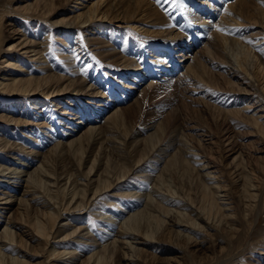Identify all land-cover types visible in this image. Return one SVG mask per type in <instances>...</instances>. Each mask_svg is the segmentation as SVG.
Returning <instances> with one entry per match:
<instances>
[{
  "label": "bare ground",
  "instance_id": "1",
  "mask_svg": "<svg viewBox=\"0 0 264 264\" xmlns=\"http://www.w3.org/2000/svg\"><path fill=\"white\" fill-rule=\"evenodd\" d=\"M68 1L70 0H25V4L18 5L15 9L9 8L8 12L18 10L20 14L36 17L39 19V22H41V19H45L51 12L56 11L58 7L62 8ZM74 1L76 5L78 4L76 6L77 9L74 10L71 8L69 16L53 24L65 27L66 29L75 27L86 28L90 27L92 24L97 25L98 23H96V21L105 20L108 16L107 9L109 7L103 5L104 0H89V2L88 0ZM124 1L125 2H119L122 4L121 7H124L126 3H128L135 9L131 12H125L126 9L124 7V17L121 16V11L115 12L113 15V19H115L114 22L132 18L130 21H125L129 24L126 27L131 26L132 24L130 23L132 22H139L145 25L156 26L157 29H155L154 32L158 34L165 32L162 27L164 24L166 25L168 19L161 13L160 9L155 7L154 2L150 0ZM215 1L217 5H224V8L219 9L217 5H210L209 0L208 2L204 1L205 4L209 5V10L211 12L209 11L206 13L205 9V12L199 15L196 12L194 14L192 13L193 10L190 9L191 5L188 7L190 19L202 25L199 36H202L203 39H199L200 41L197 40L196 43L199 42L203 44V46L197 51L199 53L196 52L192 55L189 50L187 53L185 52V54L178 55L182 58L181 61L185 63V67L183 66L185 70L177 78L173 79L174 77H168L167 74H165L166 76L160 77V83L151 80L149 84L143 85V87L142 84L144 83L142 82L146 77L140 75V80L135 77L130 78V81H128L134 83L133 86H124L129 87V90L131 89L130 92L127 91L129 97L134 96L136 91L139 92L134 99V101L139 102V105L136 107L120 106L118 102L112 101L108 97L107 99L110 103L105 102L98 104L100 100L102 101L104 94L102 91L96 89L97 86L95 84L92 83L88 86H84L86 80L78 76L77 72H75L73 78L51 72L49 67L50 59L47 57L49 48L47 42V39H49V32L47 33V31L45 32V37L41 41L24 38L22 42L20 40L15 44L12 43L9 45L7 48L8 51L17 50V48L22 45L17 52H21L20 54L29 57L31 61H35L39 66L38 68L45 74L42 76H27L28 74L25 73L28 72L26 65L20 64L17 60L18 57H15L13 60L12 58L3 59L2 63H6L4 67L13 68V70H11L13 72H10L11 74L0 77L3 78V80L0 81V90L2 89L4 93L29 97L41 93L45 95L47 99L57 98V101H60L58 98L72 100V96L75 98L73 99L75 101L79 99V95L85 94L93 101H81L96 105L98 108L94 109V107H91L92 109L87 112L88 114L79 113V111H77L79 109L75 106L77 112L73 110H69L70 112H63L66 106H73V104L63 100L62 103H65V107H57L62 109V111H59V115L57 114L58 117L56 116L58 123L54 121V119L50 121L55 125H59V128L54 130L52 127H47L46 123H49L48 121L52 118V114L50 111L47 113L46 110L45 118L42 117L44 119L43 121H38L39 119L36 118L38 119L34 123L36 129H33V131L32 129L28 130L26 126L22 129V137L23 134L28 138L33 137L31 140L23 139V141H21L22 138L18 136L17 138L15 136L16 139L14 138L15 140L11 141V138H13V135L16 133H13L10 128L18 124H27L29 121L24 116L29 113L27 111L21 112L14 110V114L21 115V117L16 118L10 112H4L2 111L3 109L0 111V131H3V133H0V150L8 151L11 154L10 159H6L7 162H5L8 163V165H2L3 162L1 161L5 159L0 157V178L7 180L0 179V186L2 185L1 182L4 181L3 183L6 185L5 189H9L0 190V217L4 218V220L0 219V227L4 226L0 229V264H58L60 261L64 262V260H68L67 264H77L78 249L71 246V243L68 241L75 237L78 238L77 240H79V242H83V238H85V236L87 237L90 229L81 225L74 226L73 228L72 218L68 217L65 221L61 219L64 215L86 212V210L91 209L90 207L92 205H96V207L92 209L98 211L100 205H97L94 200L98 197L104 198L107 192L116 188L118 185H121L119 188H123V190L117 189L112 193L113 196L134 197L137 200H135L136 204H133V207L136 206V208L134 207L135 209L132 211L133 208H130L131 206L128 207L132 212L130 211V213L123 215L124 210L127 211V206L121 207L123 208L121 210L118 206L120 203L112 202L113 200L109 199L108 201H110L111 205H117L115 206V208H118V210H116L117 214L122 215L120 216L121 219L115 224L118 226V229L108 223V228L112 231L109 239H107L108 235L106 237L107 240H102V242L97 238H92V241L83 243L86 247L93 248L90 249V252L87 251V253H89L83 257L82 262L79 264H117V260L113 262V255L116 254H119V259L125 261V264H148L150 259L147 256L150 253L147 252V247L161 250L154 246L152 242H161L164 236L186 240L187 243L193 246L194 251L201 252L205 250L204 253H208V248L205 247L204 243V237L207 234H204L205 236H197V234L201 231H205L206 228L213 229L215 225L227 231L231 239L234 240L232 243L239 242L241 238H244V243H240V245L243 247L245 246L243 249L248 247L247 243L249 242V237L252 235L253 230L252 227L251 229L248 227V231L242 229V225L244 224L242 222H246L248 219V212L252 211V206L260 205L259 198H261L264 193L262 189L263 182H261L263 181V172L260 171L259 175L253 173L254 170L256 172V168L252 167L253 162H246L244 160V152L243 149L240 148L241 146L237 147V145H233L231 148L227 149L229 152L227 156H229V158L232 157V161L229 165H225V168L221 169L217 159L212 155L206 159V165L202 164L204 161H202L201 158L197 160L199 155L192 150L194 147H189L191 143L189 142L188 136H192L191 132L194 133V131L196 133L195 135L203 139L210 135L204 132L205 130L202 129L203 126L200 128V124L199 127L196 124H191V121L188 122L189 119L186 120L185 113L182 115L185 123L182 119L181 126L176 124L174 129L171 126L172 131L169 129L171 135L167 143L163 144L165 145L163 148L160 145L165 139L162 131L164 124L162 125L163 122H157V118L149 117L148 122L144 123L141 127V131L137 136L138 138L134 137L130 142L128 132H124L122 128L123 115L133 120L134 115H139L140 106L142 102L147 101V98L151 100V98L155 99L158 95L166 96L163 93L169 87L178 91H175L176 93L174 92L175 95L178 93L183 94L181 92V85L184 84L187 86V95L190 97L187 98L191 101L200 100L201 105L203 106V104H205L203 107L206 108V110H210L212 112L211 114L217 113L219 115L220 113L232 112L243 120L248 121L251 119V122L259 128V131L264 132V128L262 127L264 125V51L262 49L261 51L259 48L261 46L264 47V13L253 7H258V4H261L264 0ZM84 2H88L90 5H84ZM213 8H217L218 11L222 10L220 12L221 18L218 22L214 20L215 9ZM140 9L143 10L140 11ZM204 14H208L209 19H202L201 15L203 16ZM2 16V13H0V46L2 45ZM242 18L245 21L261 19V22H258L260 30L257 31V33L251 34V37L259 36V38L256 39L257 45L251 42V47H246L239 39L230 38L227 35L228 26L241 24L240 20ZM205 26L209 29H205ZM164 28L167 27L164 26ZM218 28L220 29L219 31L217 30ZM239 29L240 28H238V30ZM170 30L171 32L169 34L173 37V41L178 39V41L173 42L172 45L178 46L181 50H188L193 46L194 43L190 45L183 44L192 42V40H185V42L180 41L182 36L179 35L181 33L173 31V28ZM232 30H234V28H232ZM17 34H20V32ZM22 35L23 34H21V36ZM88 39L96 40L97 42L94 43L96 45L100 44V48L107 47L110 51L105 55L115 57L116 60L122 58L118 57L119 54L117 51H115L108 42L104 41L105 39H96L95 37L93 38V36ZM223 43L227 45L232 43L242 47L246 53L245 58L241 61H237L235 57L230 58L226 56L220 58L217 54L223 53L227 48V46L223 47ZM99 47L95 46V48ZM77 49L78 47H75V51ZM105 49L104 51L107 50ZM169 54L171 55L170 52L167 53L168 56ZM159 60L162 59L159 58ZM246 60H248V64ZM187 61H189L188 64H186ZM133 62V59H127L125 61V63H128V66ZM205 63H207L208 66ZM76 65L77 63L75 66ZM129 68L133 70L132 66ZM168 68L170 69L169 66H167V68L165 67L166 70H169ZM172 70L176 69L172 67ZM77 71L79 72V69H77ZM4 80L7 81L5 82ZM213 81H216V83L213 84L216 89L227 92L226 94L232 99L231 102L235 103V100L237 101V103L233 105H238L242 103V101H245V105L238 109H223L211 103H207L204 97L199 99L200 97L195 98L193 97L194 95L191 96L189 94L190 92L194 94L197 92L200 94L202 90H204L203 87L206 89V86L213 83ZM188 87H191V89ZM183 92L186 93L185 90H183ZM244 95H248L249 98H244ZM202 99L205 101H202ZM248 99L249 102H251L250 106L248 105ZM51 104H53V102ZM53 105L59 106V104L55 103ZM110 105L112 106L110 107ZM94 110L95 112L92 113ZM250 110H255L251 116L245 115L243 112H248ZM199 111L203 112L202 109H199ZM38 112L43 113L44 110ZM61 112H63V114ZM65 113L69 115L65 116ZM68 117L77 119L74 121L73 118ZM182 117L177 114L174 118L179 121ZM62 118H67L69 122L62 124ZM39 126L49 128V132L43 137L37 132ZM26 131L35 134V136H31ZM51 132L53 133L50 134ZM207 139L208 138L205 140L207 141ZM199 140L201 142V139ZM225 140L227 144H223L224 146L233 143L230 142L231 139L229 136L226 137ZM92 141H95L96 144L97 142H101L99 144L100 146L96 145L99 148L96 147L100 152L101 158L99 161H91L89 158L84 164V160L82 161L80 159L82 162L80 163V169L82 170L83 167L88 168V171L84 168L87 171H84L85 174L79 175V172L75 174V172L80 171V169L77 170V168L74 173H54L56 169L53 170L51 167H55L56 163H54V160L56 157H62L67 153L68 155L69 153L77 154V151L87 148L84 146L85 144L91 147L89 143ZM208 142H210L209 146L210 144L212 145L210 138ZM261 142L264 144V140ZM29 148L30 151L27 158L22 157L19 159L20 157H13L16 153L20 154L27 152ZM154 153L156 155H153L155 158L152 159V162H156V164L150 163L147 165L148 167L139 169L143 167L148 161V158ZM210 154H212V152H210ZM77 155L79 157L81 154ZM74 156H72V158H74ZM91 156L93 157L94 155ZM104 156L108 157L105 161L102 159ZM173 167H181L188 171L202 170V172H199L197 175L199 177L197 179L202 181L203 184L202 189L200 188V192L203 195V198L200 196L202 200L199 199L197 202H194L184 195L186 193H184L182 197L177 198L181 199L180 201L178 200V202L171 199V194L175 193L174 191L176 190L173 191L170 189V186L167 184V175ZM132 175L141 178L140 180H144L143 182L150 184V186L141 184L138 185V187H128V185L131 186L135 184L132 178L131 180L129 179ZM225 176L230 178L227 185H233L234 188L236 187L237 189L236 192L238 193V198L243 210V216L247 215L245 220H243V216L241 215H239L241 216L240 219L238 216L235 217L236 201L234 204V201L231 200V194L226 187V181L228 179H226ZM20 182H25V189L23 188L24 190L22 194H20L21 196L18 197L16 193L12 194V192L18 190ZM224 182L225 184H222ZM169 195H171L170 198ZM176 195L178 196L177 193ZM24 197L28 198L24 199ZM173 197L175 198V196ZM31 202L33 204H31ZM15 205L18 206L21 219L28 215V221L24 227H28L30 231L22 230L16 221L11 220L13 219L12 212ZM128 205H132L131 202ZM95 213L98 216V212ZM107 213L108 211L100 212L101 215H104L102 217L103 219L105 218L104 220L109 218L110 223L112 222L114 224V222H116V216H114L116 213L114 215H106ZM100 214L99 216H101ZM145 217L155 218L161 225L163 224L164 227L161 229V234H157V232L151 233L143 229L142 225ZM16 228L20 230L19 234L13 230ZM87 228L89 229L88 231ZM158 232H160V230ZM106 233H108V231ZM23 237H27V240L25 239V241H23ZM54 238L55 240H53ZM30 241L37 242V251L32 253L26 252V249L29 250ZM51 242L53 244H60L63 242L62 247H64V250L57 251L54 247L49 249L47 246L52 245ZM67 247L72 248L66 250L68 249ZM82 248L84 249V246H82ZM80 252H83V250ZM144 255H147L146 257L149 260H147V258L144 259ZM208 259H210V255L206 254L203 260L205 262L208 261ZM232 259L233 257L227 259L226 262L229 263L233 261Z\"/></svg>",
  "mask_w": 264,
  "mask_h": 264
},
{
  "label": "rangeland",
  "instance_id": "2",
  "mask_svg": "<svg viewBox=\"0 0 264 264\" xmlns=\"http://www.w3.org/2000/svg\"><path fill=\"white\" fill-rule=\"evenodd\" d=\"M24 1L25 0H0V13H2L3 15L1 17L3 20L1 23L2 24V30H1L2 31L1 33L2 45L0 46V77L8 76L7 74H11L10 72H13L11 71L13 70V68L4 67L6 63L4 62L2 63L3 59L12 58L13 60L15 57H18V59L17 58L16 59L19 61L20 64L26 65V69L30 73L29 74L28 72H25L26 74H28L27 76L44 75L45 73H43L42 70L38 68L39 66L37 65L35 61L33 60L31 61L29 57L24 56L23 54H20L21 52L20 53L17 52L18 50H20V47L22 45L19 46L17 50L8 51L7 48L12 43L15 44L20 40L22 42L24 38L41 41L45 37V32L47 31V33L49 32V39H47L48 46H49L47 57H49L50 59L49 67L51 69V72H54V73H57L59 75H63L66 77H72V78L74 77L75 72H77L78 76H81V78L83 77L82 79L86 80V81L84 80L85 82L83 81L85 84L84 86H88L93 83L97 86L96 89L99 91H102V93L104 94L102 101L100 100L98 104L105 103V102L110 103L108 102V99H107L108 97L112 101L118 102L120 106H129V107H136L137 105H139V102L134 101V99L136 98L139 92L136 91V94L132 97L128 96L129 94L127 91L130 92L131 90V89L129 90L128 88L134 85V83L128 82L130 81V78H135V77L139 78L140 75H142V77H146L144 79L145 82L144 81L142 82L144 83L142 84V86L149 84V81L151 80H155L156 82L160 83L161 82L160 77L166 76L165 74H167L168 77H174L173 79H175L185 70V68H183L185 63L181 61L182 58L179 57L178 55L185 54V52L187 53L189 50H190V54L193 55L203 46V44H200L199 42L196 43L197 40L200 41L199 39H203L202 36L201 37L199 36V34L201 33L200 30H201L202 25L200 23L198 24V22H195L193 19L192 20L190 19L188 7H190L191 5L190 9L193 10L192 11L193 14L196 12L197 14L200 15L202 14V12H205V9H206V13L210 11L209 5L204 3V1L208 2V0H204V1L203 0H150L154 2L155 7L160 9L161 13L164 16H166L168 19V22L166 23V25L164 24V26L167 28H164V26L162 27V29H164L165 32H163L162 34H158L154 32V30L157 29L156 26L145 25L139 22H132L130 23L132 24L131 25L132 27L131 26L126 27L129 24L126 23L125 21H130L132 18H128L126 20L122 19L124 22L123 21L114 22L115 19H113V15L115 12L121 11V16L124 17L125 12H131L133 9H135L133 6L126 3V5L124 6L126 11L124 12V7H121L122 4L119 3V2H125L124 0H104L103 5H107L109 7L107 9L108 16L105 20L102 19V20L96 21V23L98 24L97 25L92 24L90 27H86V28L75 27L72 29H66L65 27H62V26H59L53 23H56L60 21L61 19L69 16L70 14L69 11H71V8H73L74 10L77 9L76 6L78 4L76 5L74 0L68 1L62 8L58 7L56 11L51 12L48 16L45 17V19H41V22H39V19L36 17H29L26 15L20 14V11L18 10H15L16 12L15 11L8 12L9 8L15 9L16 7H18V5L25 4L26 2ZM88 2H84L85 3L84 5H87V4L90 5V3ZM209 4L212 6L217 5L215 0H209ZM217 6L219 9L224 8V5H221V4ZM253 7L259 9L261 12L264 13V1H262L261 4H258V7L256 6H253ZM213 9H215V13H214L215 19L214 18L213 19L218 22V20H220L221 18L220 12L222 10L218 11L217 8H213ZM142 10L143 9H140V11ZM208 16H209L208 14L206 15L204 14L203 16L201 15L202 19L204 20L209 19ZM258 22H261V19H251L249 21H245L242 18L240 20L242 27H241V24L228 26L227 35L230 38L239 39V41H241L242 44L245 45L246 47H251L250 45L251 42H253L254 45H257L258 43L256 42V39L259 38V36L257 35L255 37H251V34L257 33V31L260 30ZM97 28L99 29V31ZM172 28H173V31L181 33L179 35V36H182L180 41L185 42V40H192V42L183 43V44L190 45L191 43H194L193 46L190 47V49L188 50H183V49L181 50V48H179L178 46L172 45L173 42L178 41V39L173 41V37L169 34L171 32L170 29ZM232 28H234V30H232ZM238 28L240 29L238 30ZM205 29L208 30L209 28L205 26ZM18 32H20V34H17ZM21 34L23 35L21 36ZM92 36L93 38L95 37L96 39L98 38L102 40L105 39L104 41L108 42V44H110V46L113 47L115 51H117V53L119 54L118 57H122V58H120V60H116L115 57H111L110 55H105L110 50L107 47L100 48L99 47L100 44L96 45L94 43V42H97L96 40L90 39L92 40L90 41L88 38H91ZM95 46L99 48H95ZM226 46L227 48L224 50L223 53L221 52L220 54H217L220 56V58H224L226 56L230 58L235 57L237 61H241L243 60V58H245L246 53L242 47L234 45L232 43L228 45L223 43V47H226ZM75 47H78L76 51H75ZM56 48H59V49H56ZM259 48L260 50L262 49L264 51L263 46ZM104 49L106 51H104ZM168 52H170L171 55L169 54L168 56L167 55ZM170 56H171V59H170ZM159 58H161L162 60H159ZM127 59H133L134 62L130 66H128L127 65L128 63H125ZM71 60L72 62L73 61L74 62L72 63ZM189 61H187L186 64H188ZM246 62L247 64L249 63L248 60H246ZM76 63L77 65L75 66ZM131 66L133 67V70L129 68ZM167 66L170 67V69L168 68L169 70L165 69V67L167 68ZM172 67L175 68L176 70H172ZM77 69H79V72L77 71ZM140 79L141 78H139L138 80ZM1 80H3V78H0V81ZM4 81L6 82L7 80H4ZM214 83H216V81H213V83L206 86V89L205 87H203L204 90H202L200 94L197 92H195V94L192 92L190 93L188 92V93L191 96L194 95L193 97L195 98L200 97L199 99H201V97H204L207 103H211L212 105L216 107L217 106L221 107L223 109H238V108H242L245 105V101H242V103L238 105H233V104H236L237 101L235 100V103L231 102L232 99L230 98L229 95L226 94L227 92H223V91L216 89L215 86H213ZM128 85L129 87H124ZM186 87L187 86L184 84L181 85V88H182L181 92L184 95L181 93H178L177 95H175V93L178 91L174 90L172 87H169L163 93L166 96L161 95L162 96L161 97L160 95H158L160 98L156 96L157 97V99L155 97L156 100L153 98L149 100V98H147V101L142 102L140 106L139 115L137 116L134 115L133 120H130L126 116L123 115L122 128L124 132L125 131L128 132L129 142L134 137L138 136V133L141 131L140 129L143 126V124L148 122L149 120L148 118L154 117L158 119L157 122L158 121L163 122L162 125L164 124L163 129L162 128L161 129L163 131L165 139L162 141L163 143L160 145L163 148L165 146L163 144L167 143V140L171 135L172 128L174 129V126L176 124L178 126L179 125L181 126V122L183 119L182 115L183 113H185L186 115L185 117L187 118L186 120L189 119L188 122L191 121L190 122L191 124H196L199 127L201 125L200 128H202L203 126L202 129L205 130L203 131L207 133V135H210L203 139L195 135L196 133L194 131V133L191 132L192 136L191 135L188 136L189 142L191 143L189 147L191 148L194 147L195 149L193 148L192 150L195 153H198L199 155L198 156L199 158L197 160H200L201 158V160L204 161V163L202 164L206 165L207 164L206 159H208V157L212 155L213 157L217 159L218 164L220 168L222 169V168H225V165L226 166L229 165L232 161V157L229 158V156H227L229 155V152L227 151V149L231 148L233 145H237V147L241 146L240 148H242L244 152V156H243L244 160L246 162L250 161L254 163V165L252 163V167L256 168V172L254 170L253 173H256L257 175H259L260 171L263 172L262 173L263 181L261 182H263L262 189L264 191V144L261 142L264 140V132L259 131V128L251 122V119H249L248 121L243 120L239 118L238 115L232 112L220 113L219 115L217 113L211 114L212 112L210 110H206V108L203 107L205 106V104H203V106L201 105L200 100L191 101L188 99L190 97H188L187 95ZM188 88L191 89V87H188ZM167 90H169L170 92ZM183 90H185L186 93L183 92ZM244 96H245L244 98H249L248 95H244ZM58 99H60V101H57V98L47 99L46 96L41 93L40 94L37 93L35 96H31V97L23 96V95L22 96L21 95H18V96L8 95L4 93V91H2L1 89L0 90V111L3 109L2 111L4 112L6 111L10 112L16 118L21 117V115L14 114L15 113V112L13 113L14 110L21 111V112L27 111L29 113L24 116L29 121L27 122V124H18L17 126L10 128V130L12 129L13 133H16L13 135V138H11V141L15 140L17 136L22 138L21 141H23V139L24 140L33 139V137L28 138L24 134L22 137L21 136L22 135L21 132H23L22 129H24L25 126L27 127L28 130L32 129L33 131V129H36L35 128L36 125H34V123L38 119H39L38 121H43L44 119L42 117L45 118V113L46 112L48 113V111H50V113L52 114V118L49 119L48 121L49 123H46L47 127H52L54 128V130L58 129L59 125L57 124L55 125L50 121L51 119H54V121L57 122L58 119L56 118V116L58 117L59 111H62V109H59L57 107H65V103H62L63 100L73 104V106H70V107L66 106L63 112L64 111L68 112L69 110L76 111L77 109H75V107H77L79 109L77 110L79 111V113L88 114L87 112L90 111V109H92L93 107L94 109L98 108L96 105L85 103V102L93 101V100H90V97H88V95H85V94L79 95V99H76L75 101L73 100L75 99L73 96H72V100L71 99L68 100L66 98H58ZM81 100L85 102H82ZM202 101H205V100L202 99ZM52 102L53 104L54 103L59 104V106L51 104ZM248 105L249 106L251 105V102H249V99H248ZM111 106L112 105H110V107ZM199 109H202L203 112L199 111ZM43 110H44L43 113L38 112V111H43ZM254 111L255 110L253 111L250 110L248 112L243 111V112L245 115L251 116L254 113ZM63 112L61 113L63 114ZM94 112L95 110L92 111V113ZM177 114H179L182 117L179 121L176 120V118H174L176 117ZM68 115L67 113H65V116H68ZM68 118H73V117H68ZM63 119L64 118H62V124L69 122L67 121V118L64 120ZM73 119L75 121L77 118H73ZM262 127L264 128V125ZM169 129H171V131ZM37 132L41 137H43L49 132V128H46L44 126H39L37 129ZM0 133H3V131H0ZM27 133H29L31 136H35V134L30 133L29 131ZM52 133L53 132H51L50 134ZM228 136L231 139L230 142H233V143L231 145L224 146L225 144H227L225 138ZM206 138H208L207 141L205 140ZM209 138L212 141V145L210 144V146H209L210 142H208ZM199 139H201V142ZM100 143L101 142H97L96 144L95 141L94 142L92 141L91 143H89L90 146L92 147L93 145L94 148L88 147L89 145L87 146L85 144L84 146L87 148L77 151V154L79 155L81 154L79 157L77 154H73V153H69V155L67 153L64 156L58 157V158L56 157V159L54 160V163H56V165L54 164L55 167L52 166L51 168L53 170L56 169V171H54V173L56 172V174H59L62 172L74 173L76 168L77 170L80 169L81 167L80 163H82L81 160L82 161L84 160L83 164L89 158L91 161L93 160L99 161L101 158V155L99 154L100 152L97 146H100L99 145ZM29 151H30V148L27 149V152L20 153L21 155L16 153V155H13V157H17V158L20 157L19 159H21L22 157L27 158L29 156ZM210 152H212V154H210ZM89 154L94 155V156L92 157ZM156 154L154 153L151 156L156 155ZM10 156L11 154L8 151L0 150V157H3L5 159L4 161L3 160L1 161L3 162L2 165L4 164L8 165V163H5V162H7L6 159H10ZM72 156H74V158H72ZM151 156L148 158V161L143 165V167H140L139 169L148 167L147 165H149L150 163L156 164V162H152V159L155 157L154 156L151 157ZM102 159L105 161L106 159H108V157L104 156ZM76 164L77 165L79 164V165L77 166ZM84 168L87 169L88 171L87 167H83L82 170L80 169V171L75 172V174H78V172H79V175L85 174V172L87 171ZM226 169H229V168H226ZM199 172L201 173L202 170H191V171L189 170L188 171L181 167H173L172 169H170L167 175V184L170 186V189H172L173 191L174 190L176 191H174L175 193L171 194L172 196L169 195V198L171 196L172 200H175L178 202V200L180 201L181 199H177V198L182 197L184 193H186L184 194L185 196L189 197L194 202H197L199 199H201L200 196L203 198V195L200 192L203 184H202V181L197 179L199 178L197 176ZM131 178L133 179L132 181L135 182V184L131 186L128 185V187H132V186L138 187V185L146 184L143 182L144 180H140L141 178L136 177L135 175H132L129 179L131 180ZM0 179L7 181L6 179H2V178ZM226 179H228L226 181V187H227L228 192L231 194V198H232L231 200L234 201V204L236 201L235 217L238 216V218L240 219V217L243 216V213H242L243 210L241 208V204L238 198V193L236 192L237 189L236 187L234 188L233 185H227L230 178L226 177ZM3 182L4 181L1 182L3 187L1 185L0 190L1 191L9 190V189H5L6 185ZM24 184L25 182H20L18 186V190L13 191L12 194L16 193V195L20 197L21 196L20 194H22V191L25 189ZM222 184H225V182ZM146 185L150 186V184H146ZM119 186L121 185H118L116 188L107 192L104 198L98 197L96 200H94V202H96L97 205L98 204L100 205V208L98 211H94L92 208L96 207V205H92L90 207L91 209L86 210V212H82V213L79 212L78 214H72V215H64V217L61 219L62 221L63 220L65 221L66 218L68 217L72 218L71 220L73 221L72 223L73 228L74 226L76 227V226L81 225L84 227L86 226L90 229L89 230L87 228V231L89 230L90 232L87 235V237L85 236V238H83L85 242L84 241L79 242V240H77L78 238H75V237L71 238V240L69 241L67 240L68 242L71 243V246H74L75 249L76 248L78 249L77 252L79 253L77 254L78 255L77 264L81 263L83 260V257L91 251L90 250L91 248H93V247H90V248L86 247L85 244L83 245V243L92 241V238L94 239L97 238L99 239L100 242H102V240L109 239L112 231L108 228V225H107L108 223L110 225H113V227L115 226L116 229H118V226H116L115 224L121 219L120 216L122 215L117 214L116 210H118V208L117 207L115 208V206L117 205L115 206L111 205L110 201H108L109 199L113 200L112 202L120 203L118 206L120 207L121 210L123 209L121 207L127 206V211L124 210L123 215L130 213L131 209L129 210L128 207L131 206L130 208H133L132 211L136 208V206H134L135 208L133 207V204H136L135 200H137L134 197L119 196V195L113 196L112 193H114L117 189L123 190V188H119ZM176 193L178 194V196L176 195ZM173 196H175V198ZM27 198L28 197H24V199H27ZM259 199H260V205L252 206L253 207L251 208L252 211L248 212V219L246 220V222L245 221L242 222L244 223L243 224L244 227L242 225V229H245V231H248L249 230L248 227H250V229L252 227V230H253L252 235L249 237V242L247 243L248 247H246V249H243L245 246L243 247L240 245V243H244L243 241L244 238H241L239 242L232 243L234 242V240L231 239V236L227 233V231L223 230L222 227L215 225L214 226L215 228L213 229L206 228L205 231L203 232L201 231L198 234L196 233L197 236H203L204 234H207L206 236L204 235L205 236L204 243H205V247L208 248L207 250L208 253H204L205 250H202L201 252L194 251L193 246L187 243L186 240L177 239L175 237L171 238L169 236H164L161 242L160 241L152 242L154 246L160 248L161 250H156L153 247H147V252L150 253L149 254L150 256L144 255V259L147 257L150 259L149 260L147 258V260H149L148 264H264L263 263L264 262V230H262L264 229V208H263L264 193L262 194V197ZM130 202L132 205H128ZM31 204L33 203L31 202ZM101 207H103L104 209ZM102 211H108L106 215H114L116 213L114 215L116 216L115 217L116 222H114V224L112 222L110 223L109 218L104 220L105 218L104 219L102 218L104 215L100 214V212ZM95 212H98V216ZM99 214L101 216H99ZM246 216L247 215L243 216V220H245ZM12 218L13 219L11 220L16 221L18 226H20L22 230L23 229L26 231L29 230L28 227H24L28 221V215L24 217L23 219H21L17 205H15L13 208ZM0 219L4 220L3 217L2 218L0 217ZM3 227L4 226L0 227V229H2ZM142 227L145 231H148L151 233L157 232V234L158 233L161 234V231H162L161 229H163L164 226L163 224L161 225L160 222L156 220L155 218L145 217ZM13 230L16 231L18 234L20 232V230H18L17 228ZM157 230L158 231L160 230V232H158ZM107 231L109 234L106 233ZM25 239L27 240V237L22 238L23 241H25ZM53 240H55V238ZM36 243L30 241L29 243L30 247L28 246L29 250L26 249V252L32 253L34 251H37ZM62 243L53 244L51 242L52 245H48L47 247H49V249L54 247V249H57V251H62L64 250V247H62ZM82 246H84V249L82 248ZM71 248L72 247L66 250H69ZM81 250H83V252H80ZM87 251L89 252L87 253ZM206 254L210 255V259L204 262L203 258ZM118 256L119 254L113 255V262H116L117 260V264H125V261L120 260ZM231 257H233L232 259L233 261L227 263L226 260ZM53 262H56V261H53ZM67 263H68V260L66 261L64 260V262L60 261L58 264H67Z\"/></svg>",
  "mask_w": 264,
  "mask_h": 264
},
{
  "label": "snow or ice",
  "instance_id": "3",
  "mask_svg": "<svg viewBox=\"0 0 264 264\" xmlns=\"http://www.w3.org/2000/svg\"><path fill=\"white\" fill-rule=\"evenodd\" d=\"M217 30L219 31L220 29L218 28Z\"/></svg>",
  "mask_w": 264,
  "mask_h": 264
}]
</instances>
